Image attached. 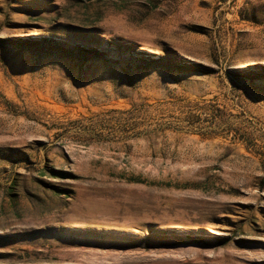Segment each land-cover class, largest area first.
<instances>
[{"label":"rangeland","instance_id":"1","mask_svg":"<svg viewBox=\"0 0 264 264\" xmlns=\"http://www.w3.org/2000/svg\"><path fill=\"white\" fill-rule=\"evenodd\" d=\"M0 264H264V0H0Z\"/></svg>","mask_w":264,"mask_h":264}]
</instances>
